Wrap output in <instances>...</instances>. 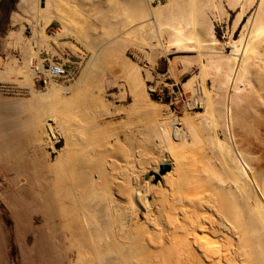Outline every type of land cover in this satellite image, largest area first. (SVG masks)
<instances>
[{
    "label": "bare ground",
    "instance_id": "obj_1",
    "mask_svg": "<svg viewBox=\"0 0 264 264\" xmlns=\"http://www.w3.org/2000/svg\"><path fill=\"white\" fill-rule=\"evenodd\" d=\"M154 2H133L134 19L122 27L135 23L129 31L135 40L119 35L151 62L157 50L164 57L189 54L184 70H200L204 95L199 100L205 111L197 114L205 117L222 169L200 160L205 162L202 171H193L199 161L191 147L201 142L195 126L187 115L153 116L162 104L150 98L139 64L121 48L134 103L146 106L154 117L142 139L138 128L123 135L108 129L113 124L109 116L118 110L103 99L102 80L94 85L96 95L81 80L84 85L79 82L75 88L51 81L45 94L52 101L19 122L8 103L0 105V264H7L12 236L25 264H264V188L260 197L243 179L241 169L248 163L217 134L220 123L231 129L241 121L238 108L261 107L264 112V0ZM20 4L37 46L68 35V17L54 7V0ZM54 19L60 27L48 35L45 29ZM219 24L224 25L223 39ZM41 62L28 69V79L22 75L30 85L39 71L51 78L71 73L62 72L65 63L46 70ZM206 76L213 77V92L205 86ZM186 101L180 91L169 103L183 106ZM52 133L62 135L65 147L49 162L57 143ZM150 145L160 153L154 164ZM189 156L195 158V168L185 171ZM165 159L172 160V169L169 165V172L160 174ZM38 214L40 224L34 226ZM31 232L35 238L28 246L24 238Z\"/></svg>",
    "mask_w": 264,
    "mask_h": 264
},
{
    "label": "rangeland",
    "instance_id": "obj_2",
    "mask_svg": "<svg viewBox=\"0 0 264 264\" xmlns=\"http://www.w3.org/2000/svg\"><path fill=\"white\" fill-rule=\"evenodd\" d=\"M22 1L0 0V105L3 103L9 104L16 122L29 118L34 113V110L36 112L38 107L48 104L50 99L45 93L48 92V86L51 81L70 88H75L78 84L82 83L84 85L85 83L89 85L90 91L96 95L98 88L94 85L102 80L105 89L102 94L103 99L108 103L111 102V106L118 110L116 115L114 114L112 115L113 117L109 116L108 118V120L112 119L111 122L113 121V124L110 123L112 125L108 126L111 132L119 130L121 133L123 131V133L126 132L128 134V131L136 132L135 128H138L140 130L139 135L141 134L140 136L138 135V139H142L141 136L143 132H147L145 130H147L148 124H151L153 116L157 115L160 118L173 114L182 118L187 115L201 138V142L191 147L192 150L196 151L195 156L196 159L198 158L197 161H199L196 167L199 168L200 166L201 169L199 170L193 166L195 158L189 156L187 157V162L190 164L188 163L184 170L188 169V171H191V169L195 168L194 172L202 171V166L205 162L213 163L212 166L215 169L217 168V171L222 169L217 146L210 139V134L212 133L203 122L205 117L197 114V112L205 111L204 101L201 102L199 100V97L204 95L199 77L200 70L197 66L193 70H184V67L188 65L185 60L189 54L170 52L164 57L159 56L161 52L157 50L155 52L157 55L155 56V62H151L146 59L145 54L142 51L140 52L139 48H136L130 42L126 43V40L121 38L124 33L125 36L130 35L127 36L130 40H133V38L135 40L134 35H131L133 32L131 30L136 28V24L131 23L124 27L122 26L123 22L127 24L134 19L132 7L133 2L135 3L136 0H54V7L62 11L64 16L67 15L70 31L68 35L66 34L57 41L49 39L51 48L44 46V44L37 46V35L33 26L23 19L24 17L26 19V13L20 6ZM165 1L155 0L154 3L158 5V3H165ZM59 27V21L54 19L45 30L48 35H53ZM217 31L222 39L226 37L223 24L218 25ZM25 41L28 45L31 42L30 46L26 45ZM162 41L165 43L166 39L162 38ZM31 47L33 48L31 49ZM124 47L126 48V55L139 64L149 89L150 98L162 104L159 110L152 112L153 116L148 115L149 111L144 105H138L137 109L134 103L135 97L125 83V77L129 76V68L125 66L124 61L119 57V51ZM148 49L146 48V50ZM35 51H39L36 56L32 54ZM29 59L30 61H28ZM39 59L42 60L41 64L46 70L49 69L50 65L65 63V69L71 73L66 77L57 78L53 76L51 78L44 72L39 71L38 75L33 79V85H30L31 82L27 81L26 72L30 68L33 69L38 64ZM145 69L149 70L151 77L146 76ZM16 71L19 74L15 73ZM23 73L27 79L22 76L24 75ZM194 75L197 77H193ZM206 77L205 86L213 92V77ZM192 80L194 83L190 86ZM193 89H195L194 94L192 93ZM180 91H183L186 95L187 101L185 105L181 106V102L170 105L169 102L174 100L175 93ZM193 100H196V103L190 105ZM259 108L250 107L245 111L244 109L241 111L238 108L237 113L242 112L241 117L243 118H241V121L236 120L231 129H224V126L220 123V126L217 127V134L221 140L228 143V146H232L229 149L234 150V155L237 153L238 157L243 161L245 160L244 163H248V166H245L246 168L243 166L241 169L242 177L249 180L254 190L262 197L264 188V112ZM51 119L48 120V123L53 126L55 120ZM130 126L134 128L131 129ZM126 129L129 130L126 131ZM48 130L49 132L51 130L49 126ZM132 131L131 133H133ZM54 135L57 136L55 140L57 143L54 151L52 148L50 149L53 152L49 162H54L59 154L58 150L65 147V140L62 135L52 133V136ZM151 146L153 145H150L151 149L149 150L154 149V152L148 151V153L153 155H149V157H154V161H152L154 164L155 160L159 159L160 153L158 147L154 146L153 148ZM200 160H205V162L202 161L203 163H200ZM161 162L160 174L169 172L167 169L169 165L172 169L173 162L171 159H165ZM150 171H152L151 168ZM147 175L148 173H146ZM228 185H231V183ZM3 209L4 206L2 205L1 210ZM0 213L3 214L4 212L0 211ZM38 216L40 215L38 214L32 222L34 226L36 223L40 224L41 218ZM6 223L8 227L13 228L11 221L6 220ZM31 233L28 236L25 235L26 239L24 238V243L27 244L28 242V246L33 243L35 238L34 233ZM7 264H25V260L22 259L20 249L13 236L10 237L8 242Z\"/></svg>",
    "mask_w": 264,
    "mask_h": 264
},
{
    "label": "built area",
    "instance_id": "obj_3",
    "mask_svg": "<svg viewBox=\"0 0 264 264\" xmlns=\"http://www.w3.org/2000/svg\"><path fill=\"white\" fill-rule=\"evenodd\" d=\"M56 68H57V67H56ZM58 71H59V69H58ZM66 71H67L66 69H62V72H63V73H64V72L66 73Z\"/></svg>",
    "mask_w": 264,
    "mask_h": 264
}]
</instances>
